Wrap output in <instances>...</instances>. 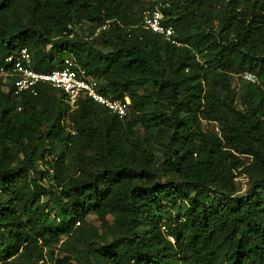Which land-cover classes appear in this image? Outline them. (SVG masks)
I'll return each mask as SVG.
<instances>
[{
	"label": "trees",
	"instance_id": "trees-1",
	"mask_svg": "<svg viewBox=\"0 0 264 264\" xmlns=\"http://www.w3.org/2000/svg\"><path fill=\"white\" fill-rule=\"evenodd\" d=\"M167 1L180 46L143 29L153 0H0V69L27 48L38 72L71 59L131 100L124 118L87 96L72 109L1 75L0 264H81L57 251L90 214L119 235H87L88 264H264V0Z\"/></svg>",
	"mask_w": 264,
	"mask_h": 264
},
{
	"label": "built area",
	"instance_id": "built-area-1",
	"mask_svg": "<svg viewBox=\"0 0 264 264\" xmlns=\"http://www.w3.org/2000/svg\"><path fill=\"white\" fill-rule=\"evenodd\" d=\"M153 2L155 7L145 15L143 29L161 35L172 44L180 46L181 43L175 38V30L165 23L164 10L170 7V3L167 0H153ZM102 29H106V26ZM99 32L100 29L96 35ZM50 48L51 45L47 47V50ZM7 62L11 69L1 68L0 75L13 78L12 86L16 96L25 92L37 95L38 86L49 85L64 93L65 101L72 109L78 107L81 97L87 96L120 118L130 113L131 100L129 97H125L124 100H112L106 97L100 92L99 81L87 75L86 71L71 59H65L61 69L52 72H38L34 69L32 54L27 48H22L18 53L10 56ZM243 77L249 82H257V77L252 73H245Z\"/></svg>",
	"mask_w": 264,
	"mask_h": 264
},
{
	"label": "rangeland",
	"instance_id": "rangeland-1",
	"mask_svg": "<svg viewBox=\"0 0 264 264\" xmlns=\"http://www.w3.org/2000/svg\"><path fill=\"white\" fill-rule=\"evenodd\" d=\"M86 27L84 28V34L86 33ZM2 79V76L0 75V80ZM244 80H246L243 77ZM241 80L240 78H236L234 85L237 88H240ZM6 89V87H4ZM150 89V88H149ZM154 107L153 104L148 105V109L152 110ZM204 127L208 131H214L218 132V125L215 123H204ZM141 128V127H140ZM142 130V134L144 135L145 132ZM159 156L161 155L158 153ZM38 165V171H43L41 167ZM35 177L40 180L41 184H43L46 188L50 187V190H53L52 192H57V189L51 185L50 181L48 179H41L39 175H35ZM236 184L238 188L239 194H245L251 184V178L249 176L241 175L236 179ZM42 205L47 211L50 213V217L52 219H55L59 215L60 207L56 204L55 199L48 194H43L42 196ZM53 209V211H52ZM81 224L77 222L73 226V233L75 234L73 239H69V243L67 246H65L63 249L59 248L57 251L58 256L63 257H71L74 260H77L78 262H81V264H88L89 258L86 254V246H85V238L87 235H93L94 230L97 231L99 234L103 236V238L107 240H112L114 237L118 236L119 233L117 232V227L114 222V218L111 216H108L105 220L100 219L98 216L94 214H90L85 216L83 219L80 220ZM91 237V236H90ZM67 238H64V241H66ZM92 247L94 249L98 248L97 244H92Z\"/></svg>",
	"mask_w": 264,
	"mask_h": 264
}]
</instances>
